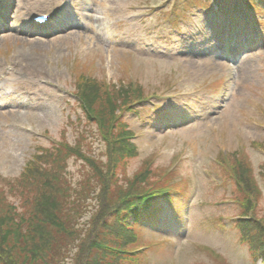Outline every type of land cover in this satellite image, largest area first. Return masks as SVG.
Listing matches in <instances>:
<instances>
[{"label":"rangeland","instance_id":"obj_1","mask_svg":"<svg viewBox=\"0 0 264 264\" xmlns=\"http://www.w3.org/2000/svg\"><path fill=\"white\" fill-rule=\"evenodd\" d=\"M9 1L16 5L21 21L29 14L53 10L58 3ZM174 1L169 0V10ZM217 1L223 8L225 1ZM163 2L167 0H77L67 14L70 29L65 33L50 39H27L14 32L0 37V178L19 176L37 146L48 147L50 138L59 140L69 118L83 115L70 95L76 90L74 70L77 61H93L90 74L94 77L117 84L125 74L146 92L173 94V98L146 102L138 116L126 115L137 132L133 142L139 151L127 174L131 176L153 158V168L160 171L179 164L175 181L185 178L192 183V196L187 202V195L181 197L178 214H169L155 201L142 216L148 223L137 228L143 244L150 247L143 249L138 264H224L214 260L209 248L229 264H264L253 262L248 246L241 243L234 223L239 207L231 201L230 183L227 187L215 183L220 177L210 163L219 151L242 150L262 189L258 213L264 216V180L258 167L264 162V150L251 145L264 144V47L225 63L220 60L224 45L212 31L207 36V44L215 41L212 45L201 36L199 46L188 41L200 22L212 20L203 16L204 10L203 15L188 10L190 17L181 22L186 35L178 39L171 35L173 28L166 19L145 15ZM182 8L183 3L178 9ZM233 12L239 17L238 34L248 15L241 6ZM257 33L260 44L264 37ZM233 50L230 46L229 51ZM225 75L229 82L221 91H213L212 82ZM163 108L174 122L168 117L162 120ZM68 137L71 140L72 134ZM92 141L94 153L100 152V141ZM79 168L80 164H71L75 178ZM215 218L227 222L225 230Z\"/></svg>","mask_w":264,"mask_h":264},{"label":"trees","instance_id":"obj_2","mask_svg":"<svg viewBox=\"0 0 264 264\" xmlns=\"http://www.w3.org/2000/svg\"><path fill=\"white\" fill-rule=\"evenodd\" d=\"M246 1L264 14V0ZM92 62L78 63L74 70V93L86 120L69 118L59 140L37 146L19 176L0 178V264H138L142 258L137 226L148 223L142 216L153 206L145 200L147 191L170 184L178 171L162 179L164 170L154 169L150 158L127 174L139 152L125 115L137 112L136 105L153 92L138 81L131 84L125 74L117 84L94 77ZM92 139L102 144L100 152L94 153ZM251 145L264 150L262 142ZM214 161L239 207L234 223L241 243L253 262H264V216L258 213L262 192L254 169L239 149L219 152ZM72 163L80 164L77 178ZM258 167L264 180V162ZM176 188L186 195L189 180L183 178Z\"/></svg>","mask_w":264,"mask_h":264}]
</instances>
